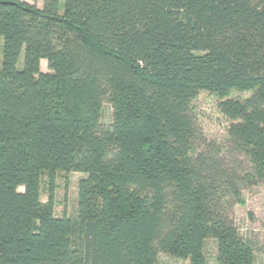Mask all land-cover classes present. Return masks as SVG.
<instances>
[{
  "label": "trees",
  "instance_id": "obj_1",
  "mask_svg": "<svg viewBox=\"0 0 264 264\" xmlns=\"http://www.w3.org/2000/svg\"><path fill=\"white\" fill-rule=\"evenodd\" d=\"M0 36V264H208L209 237L217 264H255L233 208L264 179V0H0ZM58 171L85 174L76 216L55 213Z\"/></svg>",
  "mask_w": 264,
  "mask_h": 264
},
{
  "label": "rangeland",
  "instance_id": "obj_2",
  "mask_svg": "<svg viewBox=\"0 0 264 264\" xmlns=\"http://www.w3.org/2000/svg\"><path fill=\"white\" fill-rule=\"evenodd\" d=\"M41 7L43 0H22ZM4 38L0 36V69L2 64V48ZM18 67H23V52L20 54ZM41 69L48 71L46 60L41 61ZM250 92L234 91L231 97L244 98ZM220 98L206 90H202L192 101L191 107L205 140L226 145L229 140V120L223 115L219 107ZM103 120H110L113 112L112 105L105 101L103 104ZM85 177L81 172L58 171L55 175V213L57 216H76L78 206L79 181ZM49 177L46 173L40 178V193L42 201L49 196ZM23 190V187H20ZM242 201L233 208V219L240 232L253 243L255 250V264H264V179L245 186L242 191ZM204 252L208 264H217V241L209 237L205 241ZM159 264H190L189 260L178 259L167 253L159 254Z\"/></svg>",
  "mask_w": 264,
  "mask_h": 264
}]
</instances>
